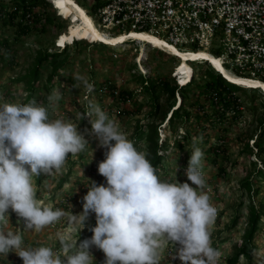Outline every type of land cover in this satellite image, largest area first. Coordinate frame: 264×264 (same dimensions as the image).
Wrapping results in <instances>:
<instances>
[{
  "label": "rangeland",
  "instance_id": "1",
  "mask_svg": "<svg viewBox=\"0 0 264 264\" xmlns=\"http://www.w3.org/2000/svg\"><path fill=\"white\" fill-rule=\"evenodd\" d=\"M1 1L5 5L12 2V0ZM77 3L79 4V2ZM82 3L87 6L85 2ZM42 9L44 10V8ZM39 10L41 11V9ZM52 13L51 9L47 11L48 15H52ZM88 15L91 17L90 14ZM54 21V24H48L46 28L41 25L34 26L31 32L22 36L15 34V31L5 30V27L0 23V39L6 37L5 41L9 44L7 50L1 48L3 55L0 57V104L27 103L30 85L28 80H24V78L35 67L38 56L65 50L57 46V41L60 35L67 30L70 20L57 19ZM104 46L106 45L100 42L93 43L79 39L73 40L66 47L70 57L71 73L56 80V87L52 90H58L61 85L65 94L60 95L63 103L60 106L55 105L57 106L55 112L52 111L51 105L50 112L52 118L70 120L79 126V131L88 140L89 145L85 151L76 156L69 154L58 173L53 171L46 178L42 177L41 181H37V177L35 178L37 198L44 204H52L54 208L65 211L66 215L58 222L46 226L39 232L22 231L25 227L22 218L9 209L10 220L7 228L13 232H22L24 246H48L52 247L54 251H58L60 249L59 238L62 236H67L76 242L79 239L82 242L91 238L88 231L96 223L94 213L90 214L85 228L80 234L79 231H73V226L69 220L71 212L79 214L83 211L82 200L87 194V186L91 183L90 180L97 182L98 185H106L105 178L98 173V170L95 171L96 174L88 172L90 167L95 165L94 163H100V160L105 159V152L107 151L99 146L98 139L92 133V129H89L91 118L85 116L84 119L88 123L86 126L83 123V114L90 110L89 105H99L109 116L113 111L129 110L126 111V114L117 116L112 114L110 117H115L121 130L143 151H145V142L141 143L139 140H135L137 128L140 124L154 122L158 127L159 144H167L171 147L165 153L166 163L162 171L165 172V177L163 179L174 182L177 175V179L181 183L188 182L191 184L185 174L190 159L187 151L193 148L192 141H196L200 148L203 138L197 139L194 135L193 123L188 124L190 127L189 135L186 129L181 127L182 125H177L173 129L168 123L169 111L175 109L174 105L182 101L181 95L177 93L175 97H172L168 92L162 93L156 102L160 107L155 111L152 101L142 88L141 81H138L141 76L146 79L158 73L167 78L171 86L179 85V76H175L179 60H173L171 59L172 56L167 57L164 55L165 52L147 44L142 46L139 43L128 42L120 47L111 48L107 46L105 48ZM142 49H144L145 55L138 63L137 59ZM224 51L225 49L221 47L218 53L221 54ZM209 53L217 55L215 54L217 52L214 53L213 50H209ZM193 66L195 68L193 75L197 77L196 82L201 86L204 85L208 81L205 77L206 73L214 69L209 64L201 65L198 63L193 64ZM224 66L229 68L228 65ZM50 74L51 69L47 68L42 77L41 91L36 95L40 98L39 102L46 104L49 93L44 89V86H47V77ZM108 78L115 82L119 90H134L133 101L122 103V101L114 100L109 95L105 96L103 100H99L97 91L94 92L93 87L99 86ZM199 87L196 88V93H190L189 96L191 100L198 98L199 102H202L204 95L198 89ZM245 90L246 94L244 92L238 93L244 106L242 108L243 113L239 120L227 129V153L221 155L219 161L224 172L220 174L219 169L207 159V156L213 157V154L212 156L203 155L202 160L206 191L210 196V202L216 204L220 210L219 218L211 227L212 246L217 247L221 253L218 264H229L231 259L242 249L249 227L250 207L254 206L264 212V175L256 176V172L259 170L264 173V151L261 152L255 143L258 136L264 131L260 124L264 118V93L260 90ZM154 111V115H151ZM165 111L168 113H166V118L163 121ZM93 119H95L94 116ZM225 125L229 126V123H225ZM209 132L211 135L213 134L210 142L214 144L217 141V131L210 129ZM186 135L189 136L188 139L184 138ZM175 140L185 144L186 153L179 151L173 153L172 146ZM62 180H66V182L61 188L59 186ZM247 181H249L250 188L245 184ZM63 202L66 205L62 204ZM225 240L227 241L225 242ZM90 251L95 258V264H104L105 254L102 250L93 246ZM166 256H172V264H178L175 245L169 243L165 246L161 254L160 264H163ZM252 256L254 257L251 261ZM4 259L14 261L13 264H23V260L15 252H10L7 257L0 256V261H4ZM237 264H264V227L256 235V239L248 246L246 253Z\"/></svg>",
  "mask_w": 264,
  "mask_h": 264
},
{
  "label": "clouds",
  "instance_id": "2",
  "mask_svg": "<svg viewBox=\"0 0 264 264\" xmlns=\"http://www.w3.org/2000/svg\"><path fill=\"white\" fill-rule=\"evenodd\" d=\"M189 64L192 78V64L198 63ZM59 99L60 92L54 89L47 104L36 99L0 104V256L15 252L23 264H95L90 251L95 246L105 254L104 264H160L165 246L171 243L178 264H218L221 253L212 246L211 227L220 210L206 191L203 151L194 147L190 153L185 174L191 184L181 183L177 175L174 182L165 180L148 154L99 105H89L83 119L91 118L92 133L107 150L105 159L90 167L94 166V172H88L96 174L98 170L106 185L90 180L83 211L69 216L73 231L80 234L94 213L91 238L76 242L62 236L60 249L54 251L48 246H24L22 232L8 230L9 209L22 218V231H42L66 215L37 198L35 183L36 177L58 173L69 154L76 156L89 145L79 126L52 118L50 106ZM172 258L166 256L162 263L172 264Z\"/></svg>",
  "mask_w": 264,
  "mask_h": 264
},
{
  "label": "trees",
  "instance_id": "3",
  "mask_svg": "<svg viewBox=\"0 0 264 264\" xmlns=\"http://www.w3.org/2000/svg\"><path fill=\"white\" fill-rule=\"evenodd\" d=\"M42 8H44V10ZM39 9H41V11ZM49 9H51L53 12L52 15L47 14ZM29 14L33 16L32 21L27 19ZM57 19L64 20V17L60 15L59 11L49 0H12L11 4L9 5H5L0 0V23L3 27H5V30L9 29L11 31H15V34L17 35H27L33 30L34 26L37 25H41L46 28L48 24H54V20ZM5 39L7 38L5 37L0 39V57L3 55L1 48H5L7 50V46H9ZM1 42H3V44H1ZM66 47L65 50H62L58 53H45L38 56L35 67L30 72V74L24 78V80H28L30 85V94L26 100L27 102L31 101L32 99H36L39 102L40 98H38L36 95H38V93L41 91L42 77L44 76V71L47 68L51 69V74L47 77V86H44V89L47 90L49 95L53 92L52 88L56 87V80L62 78L63 75L71 73L70 57L66 51ZM104 47L106 48L107 46ZM193 51L198 52L197 49H194ZM215 54L217 55H213L216 57L220 56L219 53ZM164 55L168 57L167 54L164 53ZM112 59L114 60V58ZM171 59L174 60L175 58L172 57ZM193 69L195 70L194 66ZM227 69L230 70V68ZM231 73L238 77H244L243 74L237 70H231ZM205 77H207L208 81L202 86L196 82V75H193L188 83L184 85L175 84V86H171L169 80L158 73L146 79L141 76L138 81H141L142 88L145 94L152 101L153 109L155 111H157L160 107L156 102L159 100L162 93L168 92V94L172 97H175L177 93L181 95L182 101L174 105L175 109H171L169 111L171 115L169 117L168 123H170V126H172L173 129L177 125H182L181 127L186 129L188 135L190 132V127H188V124L193 123L194 127H192L195 130L194 135L197 137V139L203 138V142H201L202 146L200 147V149L203 151V155L205 156L209 154L212 156L213 154V157L207 156V159H209L211 163L219 169V173L221 174L224 172V170L219 161L221 155H226L227 153V129L232 126V124H235L243 113L242 108L244 106L241 101V96H239L238 93L244 92V94H246V90L236 84L228 82L225 78H223V76H221L220 73H217L212 69L206 73ZM110 79L111 78H108L101 82L99 86L96 85V88L93 87L94 92L97 91L96 94L99 100H103L105 96L109 95V97H112L114 100H120L122 103L133 101V97L135 96L134 90H119L115 82ZM196 86L199 87L198 89L204 95L202 102H199L198 98L196 100H191L189 96L190 93H196ZM58 90L60 95L63 93L65 94V90L61 88V85L59 86ZM62 103L63 100L60 96V99L52 105V111L55 112L57 107L55 106L56 104L60 106ZM126 111L122 109L118 110L117 112H111L117 116L119 114H126ZM155 111L151 115H154ZM166 113H168V111L164 112V117L162 119L163 121L166 118ZM112 114H110V116ZM58 116L60 115L58 114ZM83 123L86 126L88 122L86 119H83ZM225 123H229V126H226ZM260 124L262 125V129H264V118L260 121ZM89 129H92L91 125ZM210 129L217 131V141L214 144H211L210 142V139L213 137V134L211 135L209 132ZM188 135H186L184 138L188 139ZM136 139L141 143L143 141L145 142V152L148 154L147 158L154 167H157L160 170L162 178H164L165 172L162 171L165 168L166 163L165 153L168 152L171 147L167 144H159L158 127L156 124L154 122H151L150 124H140V126L137 128L135 140ZM263 141L264 131L255 141L258 149L261 150V152L264 151ZM191 143L194 144L193 148H199V144H197L196 141L195 143L194 141ZM205 143L207 144L206 146ZM172 147L173 153H175V151L186 153L185 144H183V142L175 140ZM193 148L187 151V153H189V158ZM100 156L103 157L102 155ZM261 175H264L261 170L256 172V176L261 177ZM42 177L46 178L47 175H41L37 177V181H41ZM65 182L66 180H62L59 187H64ZM245 184L248 188H250L249 181H247ZM249 214V227L245 235V242L242 249H240L236 256L231 259L229 264H237L239 262V260L246 253L248 246L252 244V241L256 239V235L260 233L264 227V212L262 210H258L254 206H251ZM95 225L96 223L92 225L91 228ZM90 229L88 234L92 236L93 233L90 231ZM226 241L227 240H225V242ZM214 248L218 249L217 247ZM253 257L254 256L251 257V261L253 260Z\"/></svg>",
  "mask_w": 264,
  "mask_h": 264
},
{
  "label": "built area",
  "instance_id": "4",
  "mask_svg": "<svg viewBox=\"0 0 264 264\" xmlns=\"http://www.w3.org/2000/svg\"><path fill=\"white\" fill-rule=\"evenodd\" d=\"M75 1L105 34H151L186 51L218 53L223 47L217 58L230 71L264 82V0ZM27 19L32 21L33 16Z\"/></svg>",
  "mask_w": 264,
  "mask_h": 264
},
{
  "label": "bare ground",
  "instance_id": "5",
  "mask_svg": "<svg viewBox=\"0 0 264 264\" xmlns=\"http://www.w3.org/2000/svg\"><path fill=\"white\" fill-rule=\"evenodd\" d=\"M53 2L55 8L59 10L61 16L64 19L70 20V25L67 30L62 33L58 39V47H63L72 42L73 40L85 39L93 43H102L108 47H118L128 42H137L144 45H151L154 48L164 51L170 56L176 57L179 60V64L176 67L175 76H179V82L184 85L191 80L192 68L190 62L205 64H211L216 71H218L223 77H225L230 83L238 86H244L248 89H260L264 93V82L251 79L242 78L231 74L222 64V61L213 56L207 51H186L180 50L175 46H172L162 39H159L151 34H141L132 32L129 34H122L117 37L111 36L100 31L95 25L92 18L87 12L75 1V0H50ZM132 39V41H130ZM144 49L137 59V62H141L144 58Z\"/></svg>",
  "mask_w": 264,
  "mask_h": 264
}]
</instances>
